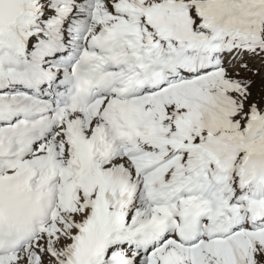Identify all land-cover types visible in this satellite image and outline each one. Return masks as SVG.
<instances>
[{
  "label": "snow or ice",
  "instance_id": "1",
  "mask_svg": "<svg viewBox=\"0 0 264 264\" xmlns=\"http://www.w3.org/2000/svg\"><path fill=\"white\" fill-rule=\"evenodd\" d=\"M0 264H264V0H0Z\"/></svg>",
  "mask_w": 264,
  "mask_h": 264
}]
</instances>
